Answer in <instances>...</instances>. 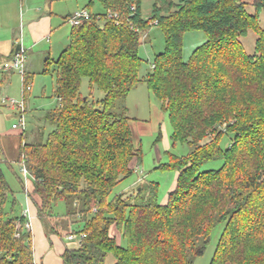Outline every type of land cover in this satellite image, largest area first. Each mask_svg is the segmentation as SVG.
<instances>
[{"label": "trees", "instance_id": "1", "mask_svg": "<svg viewBox=\"0 0 264 264\" xmlns=\"http://www.w3.org/2000/svg\"><path fill=\"white\" fill-rule=\"evenodd\" d=\"M96 1L103 11L73 25L68 45L39 71L55 80L56 104L44 115L51 131L44 142H27L20 131L17 163L31 173L27 193L39 220L58 237L79 238L65 245L62 263L194 264L220 226L210 264H264V0H154L149 17L143 0H89L88 9ZM154 28L165 45L150 60L142 46ZM249 30L257 34L253 54L240 39ZM190 31L207 40L184 60ZM145 62L153 70L141 76ZM143 81L171 118L172 144L190 147L184 156L167 151L163 169L177 176L165 203L158 182L111 196L142 158L128 109L116 104ZM224 136H231L226 146ZM219 159V168L202 170ZM3 163L13 166L0 154V264H42ZM71 198L66 213H54Z\"/></svg>", "mask_w": 264, "mask_h": 264}, {"label": "rangeland", "instance_id": "2", "mask_svg": "<svg viewBox=\"0 0 264 264\" xmlns=\"http://www.w3.org/2000/svg\"><path fill=\"white\" fill-rule=\"evenodd\" d=\"M1 1L4 0H0V3ZM28 1L34 5H37V7L40 8V11H45L46 9L51 11L58 24V26H54V30L58 29V31L56 32V35H54V38L50 43L52 47L51 51L49 52V47H47L48 45H45L46 47L43 52L46 53H42L43 58L41 54H27L24 69L26 74L34 72L33 76L30 73V77H28L29 83L32 87V91L28 93L29 95L26 101L25 117L27 119V130L25 132H28L26 141L44 142L47 135L51 131V127L44 119V115L48 109L52 108L56 104V85L54 77L39 73V71H41L43 67L44 59L49 55L56 58L57 56H59L60 52L68 45L70 32L73 27V25L67 20L68 15H71L83 9H87L92 13H101L103 11V8L101 4L96 1L95 4L90 9H88L89 0H14L11 6H3L1 3L2 6H0V23L1 21L5 22L8 16L13 15L14 10H16V13H18L19 9H23V5L24 8H26ZM153 3L154 0H143L142 13L144 17H149L151 15ZM8 7L10 8V10L8 9ZM249 10L254 12L253 7L251 6H249ZM262 23L264 24V18L262 19ZM24 24L25 23L22 22V28L24 27ZM17 28L18 27H16V30L14 29L16 33ZM9 33H13L9 31V28L7 30L0 31V34L2 35L1 42L8 39ZM256 38L257 34L252 30H249L246 35L240 38L247 53L253 54L255 52ZM206 40L207 37L202 31H190L185 33L183 42L184 60H188L193 50L196 47L202 45ZM164 45L165 38L161 31L158 28L150 30L149 35L146 37V46H142V54L144 55V58L148 57L151 60L155 53L163 51ZM4 48L5 47H2L3 50ZM3 50H1V55H5V53L2 52ZM29 63L31 64L29 65ZM152 70L153 68L151 64L149 62H145L140 70V75H146L152 72ZM2 85V93L0 94V96L15 98L17 100H21L23 98V79L20 71L12 69L11 72H9L5 77ZM81 90L85 94L90 92L89 81L86 77L83 78ZM102 96L103 94L99 89L96 88L93 90V97L95 99H99ZM124 106H126L128 109L127 115L129 117L130 125L133 131V140L136 146L141 147L142 158L138 163V166L136 167L134 173L120 182L114 188L111 196H114L115 194L120 192H126V194L130 195L134 193V190L138 187V185L143 186V188L146 189L149 183L158 182L159 202L165 203L167 201L169 192L175 186L177 176V172L173 170L163 169L164 164H166L170 160L167 151L173 152L178 156H184L188 154V152L190 151V147L189 145L184 143H176V145L172 144L171 118L167 112L162 110L160 100L152 92H150L145 81L140 82L127 95L126 98L118 100L116 109L120 110ZM0 111V118L3 123H5V120L10 119L8 124H11V120L13 119L14 115L12 113L7 115L8 112H10V109H8L6 106L1 105ZM17 120L18 118L15 119V121ZM40 126L42 127V136H40ZM160 131L162 133L161 136L159 134ZM230 137L224 136L223 146L228 145L231 140ZM222 162L223 160L221 159L211 161L204 165L202 170L219 168ZM21 167L22 165L18 164L17 162L13 163L12 168H9L5 163L2 164L6 179L9 182L12 190L14 191L19 204V208L24 209L27 196L25 190L26 184L24 183L25 177L23 175ZM28 177L31 178V175H29ZM20 180H22V183ZM148 193V190H146L140 197L135 195V197H133L132 199V202H139L144 197L147 198ZM72 202V198L69 201L59 202L53 208L54 213H66L68 209L72 207ZM7 208H9V204ZM41 225L43 226L42 228L48 239V243V241L50 242V237L53 235V233H51L50 230L47 229V225L45 226L43 222H41ZM220 232L221 227L217 226L212 233L211 242L204 254L193 258L194 264H210L215 252ZM35 233L36 236L34 235ZM33 235L35 236V238L33 237L34 245H36L35 253H37V258L42 260L43 264H63L59 255L63 243L65 245L68 244L69 246H74L77 244V240H69L66 236H62V238L59 237L62 242L55 241L53 246H50L49 243L46 245L44 234L41 232L40 228L36 232L33 231Z\"/></svg>", "mask_w": 264, "mask_h": 264}, {"label": "crops", "instance_id": "3", "mask_svg": "<svg viewBox=\"0 0 264 264\" xmlns=\"http://www.w3.org/2000/svg\"><path fill=\"white\" fill-rule=\"evenodd\" d=\"M13 1L14 0H4V1H1V3L3 6H11ZM1 3H0V6H2ZM8 9L10 10L9 7ZM22 22L25 23L23 28H22ZM55 25L58 26L57 20L53 16L51 11H49L48 9H46L45 11H40V8L37 7V5H34L29 1L27 2L26 8H24V5H23V9H19L18 13H16V10H14V14L11 16H8L5 22L1 21L0 31L7 30L9 28V31L13 33H9L8 39L2 42H1L2 35L0 34V94L2 93L3 81L5 77L7 76V74L11 72V70L10 71L4 70L3 67L6 66V64H8L12 60L17 46L18 45L25 46L28 50L27 54L29 55L34 53L35 55L41 54L42 56V53L44 54L46 53V52H43L46 47L45 45H48L47 47H49V52H50L52 48L50 43L53 40L54 35H56V32L58 31V29L54 30ZM16 27H18L17 33L15 31ZM1 43H4V44H1ZM2 47H5L4 50L2 49ZM1 50H3L2 52L5 53V55L4 54L1 55ZM48 57H51V56L49 55ZM48 57H45V59ZM30 64L31 63H29V65ZM30 73L33 75L34 72H30ZM30 89H31L30 91H32V87ZM1 99H2V96H0V106L2 105ZM10 113L14 115L13 119L11 120V124H8L10 119L5 120V123H3V121L0 118V154L7 161L14 163L19 160L21 145H22V136H21L20 130L15 129L12 126L15 119L18 118L17 114L14 111L10 110V112H8L7 115H9ZM27 133H25V138H27V135H28ZM29 139H32V138H29ZM30 188H31V184L29 180L28 184L26 185L27 198H26V204L24 206L23 212L24 210H27V209L29 211L28 219H29V222L31 223L32 233L33 231L36 232L40 228L41 232L44 234L46 245L49 243L50 246L51 245L53 246L55 241L62 242V240H60L58 236L53 234L50 237V242L48 241L47 243L48 239L42 228L43 226L41 225V222L39 221V218L36 214V210L27 193ZM34 235L36 236V233ZM34 247H35L34 248L35 261L43 264L42 260L37 258V253H35L36 245H34ZM64 247H65V244L63 243V245L61 246L60 254H59L60 257L64 250ZM61 262H62V257H61Z\"/></svg>", "mask_w": 264, "mask_h": 264}, {"label": "built area", "instance_id": "4", "mask_svg": "<svg viewBox=\"0 0 264 264\" xmlns=\"http://www.w3.org/2000/svg\"><path fill=\"white\" fill-rule=\"evenodd\" d=\"M90 17H91L90 12L87 9H83L81 11H77V12L71 14L68 21L72 25H79L82 21L87 20ZM107 17L115 18V17H117V13H113L112 11H108ZM27 53H28L27 48L23 45H20V48L17 51H15L11 62L9 64H7L6 66H4L3 69L6 71H10L12 69L20 71V73L22 75V79H23V76L25 73L24 69H25V62H26ZM28 87L30 88V86H28ZM1 103H2V105L6 106L8 109H10L11 111H14L18 116V120L16 122H14L12 125L13 128L25 132L27 130V119L25 117L26 103H25L24 99L22 98L21 100H17L15 98L2 97ZM21 165H22V167H21L22 172H23V175L25 177V182L27 185L29 180H30V178L28 176L31 175V173L29 172L27 167L24 165V163H22ZM26 191H27V189H26ZM23 213L27 217L29 216L28 209L25 210ZM26 228L31 230V223L29 222V220L26 223ZM67 239L77 240L76 242L79 243L78 242L79 238L76 235L71 234L67 237Z\"/></svg>", "mask_w": 264, "mask_h": 264}, {"label": "water", "instance_id": "5", "mask_svg": "<svg viewBox=\"0 0 264 264\" xmlns=\"http://www.w3.org/2000/svg\"><path fill=\"white\" fill-rule=\"evenodd\" d=\"M20 48V45L17 46L16 51Z\"/></svg>", "mask_w": 264, "mask_h": 264}]
</instances>
